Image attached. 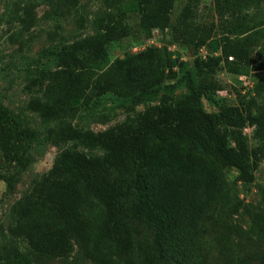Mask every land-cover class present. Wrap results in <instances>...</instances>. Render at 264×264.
Here are the masks:
<instances>
[{
	"label": "trees",
	"instance_id": "trees-1",
	"mask_svg": "<svg viewBox=\"0 0 264 264\" xmlns=\"http://www.w3.org/2000/svg\"><path fill=\"white\" fill-rule=\"evenodd\" d=\"M103 1L110 11L96 19L97 32L66 43L57 52L56 67L34 80L43 96L28 106L55 121L48 140L57 147L74 144L60 150L48 172L13 205L9 234L25 238L42 255L66 256L77 244L97 264H137L132 253L139 222L155 232L154 246L143 248L140 264H194L202 252L204 216L228 198L224 170L234 167L241 180L252 182L264 157V55L258 60L254 54L263 31L249 23L247 11L263 0H214L220 25L196 21L200 0H186L176 22L171 12L177 0H134L139 26L148 36L171 29L190 51L182 76L171 56L155 46L97 69L95 64L108 58V46L131 32L124 0ZM218 28L221 53L201 57L198 50ZM219 67L240 75L260 71L255 91L263 100L228 104L217 95L221 85L213 76ZM182 81L189 92L176 99ZM108 93L129 101L131 110L148 105L136 118L102 131L73 123ZM202 98L219 110L207 111ZM248 125L256 127L254 147L243 132ZM36 136L0 101V161L6 167L25 168L24 151ZM1 178L13 191L19 175ZM91 198L102 205L97 215L90 212ZM253 232L264 237V212L255 214ZM15 257L19 263L26 258L18 249ZM254 259L264 264V252L247 254L239 264Z\"/></svg>",
	"mask_w": 264,
	"mask_h": 264
},
{
	"label": "rangeland",
	"instance_id": "rangeland-1",
	"mask_svg": "<svg viewBox=\"0 0 264 264\" xmlns=\"http://www.w3.org/2000/svg\"><path fill=\"white\" fill-rule=\"evenodd\" d=\"M186 0H177L172 9V21L176 22ZM124 9L128 13L131 27L129 36L116 40L108 46V58L95 64L99 70L107 68L113 60L124 57L127 53L142 51L155 46L170 55L174 67L180 76L185 72L191 55L187 47L175 40L171 29H155L151 36L139 26V12L134 0H124ZM110 9L103 0H77L75 4L67 0H0V101L14 114L19 116L24 125L37 132V136L24 151L27 165L25 168L16 164L6 167L0 161V264H97L86 256L76 244L74 250L66 256L42 255L30 247L25 238H14L9 234V227L14 223L13 205L31 189L34 179L42 177L52 167L60 150L72 146L74 141L62 146H55L48 140L47 130L55 121H47L28 106V102L43 96V88L34 80L42 73L56 67L57 52L69 42L95 34V21L106 15ZM248 21L260 25L263 31L258 40L255 56L260 60L264 55V0L251 4L248 9ZM196 21L217 25L221 20L216 14L214 0H200L196 12ZM198 50L203 58L221 53L220 29ZM219 33V34H218ZM260 71H251L246 75L228 72L219 67L214 74L221 85L217 95L228 104H238L241 99L263 98L255 91ZM189 92L186 82L182 81L175 98L182 99ZM201 103L207 111L219 110L216 103L202 98ZM130 102L112 93L99 98L96 103L84 109L73 123L82 129L102 131L118 125L128 118H136L148 104L130 109ZM106 122H102L101 119ZM256 127L248 125L244 135L251 146L259 144L255 136ZM81 150L96 154L98 150L80 146ZM0 151V158H1ZM8 173L19 175L13 191L1 177ZM227 179V196L224 204L211 208L202 220L204 231L201 236L202 252L192 260L194 264H239L247 254L264 252V237L253 232V221L257 212H264V157L256 171V179L246 182L239 178V171L230 167L224 170ZM238 208V210H236ZM103 211L96 198H91L90 212L94 215ZM136 248L132 256L137 264L144 260V247H153L155 232L142 223H135ZM223 241L226 248L223 249ZM26 258L19 263L16 250ZM249 264H261L254 259Z\"/></svg>",
	"mask_w": 264,
	"mask_h": 264
}]
</instances>
